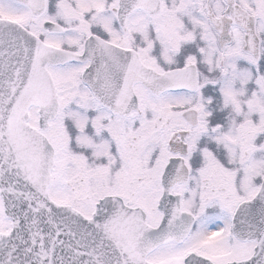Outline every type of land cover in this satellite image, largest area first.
<instances>
[{
  "label": "snow or ice",
  "instance_id": "1",
  "mask_svg": "<svg viewBox=\"0 0 264 264\" xmlns=\"http://www.w3.org/2000/svg\"><path fill=\"white\" fill-rule=\"evenodd\" d=\"M0 264H264V0H0Z\"/></svg>",
  "mask_w": 264,
  "mask_h": 264
}]
</instances>
